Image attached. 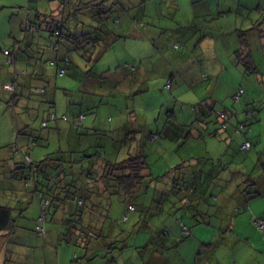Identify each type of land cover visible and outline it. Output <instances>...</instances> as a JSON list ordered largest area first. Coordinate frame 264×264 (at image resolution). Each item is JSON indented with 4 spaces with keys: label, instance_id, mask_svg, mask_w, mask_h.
Returning <instances> with one entry per match:
<instances>
[{
    "label": "rangeland",
    "instance_id": "374dc122",
    "mask_svg": "<svg viewBox=\"0 0 264 264\" xmlns=\"http://www.w3.org/2000/svg\"><path fill=\"white\" fill-rule=\"evenodd\" d=\"M174 1L179 2L180 13L177 6L173 8L172 0H116L115 12L108 24L116 41L90 66L74 50V44L68 38L55 37L40 28L29 34L25 41L30 49L29 56L25 61H20L21 57L18 61L23 65L31 61L26 67L27 77L37 67L36 86L47 87L50 99L46 95H23L16 98V102L10 101L12 93L3 90L7 78L5 70L0 71V206L14 208L17 223L16 232L6 234L9 239H6V245L0 244V264L4 261L7 264H72L75 253L78 255L76 264H106L112 255L109 253L111 247L108 248L111 243L129 244L121 251L119 264H142L141 260L150 261L153 250L161 254L168 252L161 249L163 243L154 246L156 241L161 242L163 230L169 234L166 237L169 243L173 241L172 231L180 227V237L183 234V212L171 217L145 208L129 212L128 204L118 195L106 196L104 201L110 207L103 204L98 215L92 216L86 211L84 220L101 227L108 236L106 240H93L89 252L74 243L69 245L65 240L64 216L58 205L50 207L51 213L47 212L46 222L41 226L44 231L38 232L37 217L43 218L44 213L39 208L37 196L33 197L23 186L24 172H28L22 157L25 152L37 163H45L43 160L49 158L47 162L52 163L51 166L81 160L83 168L74 165V170H67L64 178L75 187L83 186L86 172L82 170H96L105 161L119 162L137 154L146 158L154 178L164 176L160 179L164 182L158 184L159 191L176 176L171 168L182 163L185 164V181L194 168L202 169L203 180L208 182L207 194H220L222 200L232 196L233 192L249 191L244 176L258 180L264 174V0H232L230 6L221 10V21L199 19L194 28L177 23L191 12L184 4L180 7V0ZM11 3L12 0H0V50L3 45L10 47L13 44L11 39L5 40L10 14L19 15L20 7L25 8L28 4L33 10L30 19H33L36 6H40V0L18 5ZM154 7L156 15L153 14ZM141 8H147L145 20L139 17ZM83 19L79 16L78 22H72L70 26L64 23V36L70 32L75 35L87 32L89 28L83 29L84 24L91 28L95 26L92 18ZM256 28L263 30L262 36ZM25 35L22 29V38ZM177 35H190L192 40L189 44L176 41ZM203 36L210 37L209 41L199 44ZM243 39L249 44L258 72L246 71L247 53L241 44ZM0 56L7 58L3 53ZM219 62L225 66L223 70L218 67ZM7 65V59L0 58V70L13 66ZM136 65L137 75L129 70ZM57 67L66 68L67 73L59 76ZM142 68L146 69H143L146 74ZM125 71L130 74L123 84L111 89V78L117 79L113 73ZM240 88L246 94L237 101L234 96ZM37 101L40 102L38 106ZM72 110L82 113L86 120L78 123L75 115L70 113ZM246 110L253 111V115H248ZM222 111L229 117L226 130L220 122ZM52 112L60 120L50 121L44 127L43 121L48 120ZM63 116H67L66 121L61 120ZM238 123L249 126L244 132L250 127L253 130L249 135L253 142L251 150H241L246 137L243 131L234 128ZM154 134L159 136L158 140ZM94 154L99 156L89 157ZM213 163L217 170L208 168ZM76 173L82 176L77 177ZM152 195H148V201ZM139 198L132 200L136 209L141 204ZM166 202L155 204L154 208L159 206L167 213L170 204ZM67 207L76 209L72 203ZM180 207L176 202L174 212ZM226 222L230 223L229 218ZM19 227L27 229L22 231ZM19 231H27L32 236L21 237ZM210 238L205 240L210 241ZM234 238L231 233L224 238L212 236L214 245L221 243L216 245L218 252L203 250L200 262L195 264H215L220 259L221 264H234L239 252L230 249L234 246L230 240ZM236 242L244 250L250 239H237ZM194 243L190 236L185 239L173 255L175 257H170L169 264H180L179 258L183 260L184 257L189 264L193 263L197 257L194 255L197 244ZM65 250L68 255L64 254Z\"/></svg>",
    "mask_w": 264,
    "mask_h": 264
},
{
    "label": "trees",
    "instance_id": "16d2710c",
    "mask_svg": "<svg viewBox=\"0 0 264 264\" xmlns=\"http://www.w3.org/2000/svg\"><path fill=\"white\" fill-rule=\"evenodd\" d=\"M115 1L116 0H86V1L76 0V3H74L73 5L75 10L74 12L72 10L71 15H74L75 18H77L78 17L77 15L82 13L87 18L89 19L92 18V20L95 21V26L93 28H91L90 25L88 26L84 24L83 29L87 28L86 30H88L89 28V30L87 32L86 31L81 32L79 35H75L70 32L68 36H64V26L62 25L64 23L65 25L70 24L71 16L64 17L57 13L44 15V17H40L37 15L36 18L34 16L35 21L32 22L29 17L31 14L29 8H24V13L26 18L23 22L22 28L25 33L33 30H38L40 28L42 30H46L50 32L55 37L68 38L74 44V50H76L80 54V56L85 60L86 64L90 66L92 63L96 62L101 57H103V55L109 50V48L113 46V44L116 41V36L113 35V33L111 32L108 26L109 21L112 18V14L114 13ZM79 23L82 24L81 21H79ZM116 23H118V20ZM256 31L259 33L260 36H262L260 34L263 32L262 29L256 28ZM241 44L246 48L247 60L244 62V66L246 67L247 73L258 72V68L254 63V60L251 55V51L248 48L249 44L247 40L246 39L241 40ZM241 49L239 50L241 51ZM8 51H9L8 59H10L9 63L11 64L14 61L13 59L11 60L12 58L11 51L10 50ZM65 60L68 63L67 57L65 58ZM57 68H58L59 76H62L60 75L61 69L65 70L63 76L67 73L66 68H60V67ZM131 69L133 71L135 70L134 67H132ZM13 85L16 86L15 84ZM167 86H170V83ZM47 90L48 89L42 88L36 91L41 95H46ZM15 91L16 88L15 90H13V92ZM13 94L15 95V93ZM245 94H246L245 90L240 88L234 97L238 101ZM12 97H13L12 101H15V97L14 96ZM245 112L248 115H253V111L246 110ZM220 116H221L220 122L222 125V129L226 130L229 126L228 125L229 117L225 111H222ZM82 118L83 116H81L80 118L78 117L77 119L79 120L78 123H81L80 120H82ZM57 120L60 119L58 118L56 113L52 112L49 114L48 120L43 121V126L47 127L50 121H57ZM61 120L66 121L67 116H63ZM222 120L224 122H222ZM246 127H249L246 123H238L237 126L234 128H237L238 130L244 132V129ZM244 133L246 137L244 143L246 141H249L251 143V148H250L251 150L253 148V143L249 135L253 133V130L250 127ZM214 135L219 136V134L216 133ZM153 136H156L158 140L159 136L157 134ZM33 144L36 145L37 143L35 142ZM22 150L24 151V149H21V151ZM26 150H29V148H26ZM85 156L87 155L85 154ZM98 156L99 155L94 154L89 157H98ZM22 157L24 164L26 166L24 167V169L28 170L26 174L27 176L25 178V188L30 191V194L33 197L37 196V198L39 199L37 202H39L40 205L39 208L41 212L43 210L44 222H46L47 212L49 211V214L51 213L50 212L51 206L54 208V206L58 205L59 209H61V208H67V205L69 203H72L74 206H76V210L74 211L75 213L72 216H70L69 214L68 217L64 218L63 220L64 228H65L64 230L65 240L69 245H72L74 243L75 245L83 247L84 250L87 252L90 251L89 247L91 246L93 240H97V239L106 240L108 238V236L102 231L101 227H97L93 223L86 222L83 216L85 208L88 209L87 205L90 204L91 208H95L97 206L95 201H92V197L96 195L101 196L103 190L107 196L118 195L119 198H122L123 202H126L128 206H131L130 208L128 207L129 212L131 211L132 208H133L132 211H135V208L133 207V205H131L133 204L132 203L133 199L138 197L142 198L143 196L146 195H152V193L154 195L157 193V197L160 196L159 198L161 199L162 197L166 198V200L167 198L168 199L173 198L172 200L173 204L176 205L177 202V204L180 205L182 209L190 208L193 205L192 203L194 202V199L197 197L199 199L201 197L199 193V190L201 189L200 188L198 189V187L194 185V181H196L197 177H200L202 171L200 172L199 169L194 168L193 171L188 175V181H185L187 180V177L183 175V171H184L183 168L185 165V164L183 165V163L182 165L180 164L174 168H171V171L176 176H174L172 178V181H170L171 183L169 188H167L166 185H164L162 186L163 189L159 191V187L158 186H156V188L155 186L152 187L151 182L153 181H158L157 183L164 182L163 180H160L164 176L162 177L160 176L159 178L156 177L154 178L150 173V165L148 164L146 158L140 154H137V156H129L128 158L119 162L105 161L104 165L102 167L96 168V170L81 169L83 172H86L82 180L83 186L81 187H75L73 186V184L72 185L69 184L64 179L66 176V171L67 170L73 171L75 168L74 165L78 164L81 166L80 168H83V165L80 164L81 160L78 161V163L77 161L75 162L71 161L63 165L59 163L54 164L57 165L55 167V166H51L52 163L49 164L47 162L49 161V158H45L43 160L46 161L45 163L43 162L37 163L33 159H31L30 156H29L31 159L30 162H28L24 156ZM76 176L80 177L82 176V174L77 175L76 173ZM148 177H150L151 180L148 181L147 180ZM250 181L254 185L253 181L249 178V182ZM247 192L248 190L244 192L247 196L246 202H248L251 197L257 195V194L253 195L252 193L249 192L247 193ZM106 205L110 207L108 204ZM14 211L15 209L9 206H0V232H6L9 235L13 234L16 225L15 223L16 218H14L13 216ZM94 213L92 212V214ZM124 218L128 219L129 217L128 215H125ZM39 219L40 216L37 217V222ZM37 222H36V226L38 225ZM181 228H182V232H184V230L186 229L188 231V234L183 233L181 237L179 236L176 239L177 244L182 243L185 239H187L190 236V230L186 225H184V223L182 224ZM163 235L166 236V232H164ZM111 244L109 247L107 246L109 249L111 247L109 253H112L113 250L121 252L129 247V244L127 243L122 244L120 246L116 244H112V245ZM77 256L78 255H76L75 253L72 264L74 263L76 264L75 259L77 258ZM101 258H103V256Z\"/></svg>",
    "mask_w": 264,
    "mask_h": 264
},
{
    "label": "crops",
    "instance_id": "0c3cea01",
    "mask_svg": "<svg viewBox=\"0 0 264 264\" xmlns=\"http://www.w3.org/2000/svg\"><path fill=\"white\" fill-rule=\"evenodd\" d=\"M38 1V0H37ZM163 1V0H160ZM232 0H180V7H183V4L185 6V9L187 11L191 12L190 16L187 17H183L180 18L178 20V22L176 21V18L174 16V20L177 23H180V25L184 26L185 28H194L197 25V22H199L201 20L205 21V20H212V21H221V10L224 8L226 9L228 6H230V2ZM30 0H12L13 5H18V4H23V3H29ZM70 2V4H69ZM38 3V2H37ZM47 3H50L47 6ZM74 3H76V0H40V6L37 5L35 8V18L38 16L40 17H44V15H49L51 13H57L60 14L61 16H71L70 18V24L71 25L72 22H77V20H79V16L85 17V21H88L89 18H87L85 15L78 14L77 18H75L74 15H71L72 10L74 12L75 8H74ZM172 5L173 8H175L176 6L178 7L179 2H176L174 0H172ZM29 5L27 4L25 8H28ZM31 14L33 13L32 8H30ZM178 10L180 13L182 11L181 8L178 7ZM177 10V11H178ZM115 12V10H114ZM154 15H156V8L154 7V11H153ZM158 12V11H157ZM162 12V8L160 7V13ZM30 14V15H31ZM138 14L140 19L145 20L148 16V12H147V8H141V11L138 10ZM131 15V14H130ZM30 17V16H29ZM74 17V18H73ZM123 17V14L122 16ZM25 13H24V8L20 7V14L19 15H14V14H10V18L7 21V25H8V35L5 38L6 39H11V41L13 42V44L8 47L5 45H3V49L0 50V55L6 51V50H10L11 51V55L12 58L11 60H15L14 62H12L11 64L8 62V57H1L0 58H4L7 59L8 65H13L12 67H7L6 69H1L0 71L3 72L6 75V82H4V86H3V90L12 93V96L15 97V102L17 101L16 98L18 99V97H22L23 95H32V96H44L41 95L40 93H37L36 90L38 89H42L45 88L47 89V87H37L36 84L38 82V75L36 74L35 70L36 68H33L34 72L32 73V75L28 76V69L26 68L28 66V63L31 62L29 60V62L26 65H23L21 62H19V58L20 61H25L27 60L29 54V48L28 46H26V38L29 34H34L35 31L37 30H33L30 31L32 33L27 32L26 35L22 38L21 36V32H22V25L25 19ZM230 18V16H229ZM83 19V20H84ZM82 20V21H83ZM133 20H136L135 17H133ZM32 22H34V18L31 19ZM177 25V24H176ZM120 26V25H119ZM180 26V27H181ZM142 33V32H141ZM80 34V33H79ZM77 34V35H79ZM144 34V32H143ZM208 38L210 37H206L203 36L202 40H199L200 42H198L199 44H204V42L209 41ZM176 41L179 40H183L184 43L189 44L192 40V37L190 35H188V37H183L182 35H177L175 38ZM31 41V40H30ZM177 43V42H175ZM178 46V45H175ZM184 47V45H183ZM4 54V53H3ZM60 57V55H59ZM67 57V56H66ZM64 57V58H66ZM68 58V57H67ZM144 60V59H143ZM130 66H128L129 68ZM218 67H220L222 70L225 67L221 62H219ZM135 70L133 71L131 68H129V70L131 72H133V74L137 75V70L138 67L136 65V67H134ZM42 69H45V67H42ZM146 71L145 68H142ZM145 71H143L145 73ZM213 71V70H212ZM21 72V73H19ZM214 73V72H213ZM130 73L122 72V73H113L114 76H117V79H115L116 77H112L111 82V89L116 87L117 85L123 84L124 78L126 76H129ZM146 74V73H145ZM26 76V77H23ZM23 77L24 80H22V82H20V78ZM136 77V76H135ZM114 80V82H113ZM36 82V83H34ZM13 85L15 84V95L13 94V91L6 89V85ZM50 95L51 93L48 92L47 90V94L46 96L49 97L50 99ZM113 95V94H112ZM111 96V94H110ZM115 96V94H114ZM13 98V97H12ZM43 98V97H42ZM44 99V98H43ZM31 100V99H30ZM54 100H55V95H54ZM10 101H12V99H10ZM40 102H36L37 106L39 105ZM71 114L75 115V118L78 119V117L80 118L82 116L81 114H78L76 111L72 110L70 111ZM86 119L85 117L82 118V122H84ZM79 121V120H77ZM15 131V130H14ZM156 135V134H154ZM218 137V136H217ZM235 138V137H234ZM256 142V141H254ZM253 143V142H252ZM31 157V155H30ZM33 159V158H31ZM126 159V158H125ZM96 160H99V158H97ZM56 167V166H55ZM102 167V166H101ZM214 167L213 170H217L216 165L213 163L210 167L208 168H212ZM223 169H226V166H223ZM199 171H203L202 169H199ZM25 175L23 177V186L25 187V178H26V174L27 172H24ZM245 177V182L246 185L245 187L247 189H249V193H252L253 195H256L254 197H251L250 200L248 202H246V194H241L237 193V192H233L232 196H229L225 199H221L220 198V194L218 196H209L207 193V188H208V182L203 180V176L202 174L199 177V180L194 181V185L196 187H198V189L200 188L201 190H199V193L201 195V197L198 199L195 198L194 202L192 203L193 205L188 208V209H182V207H180L179 211L174 212V210L176 209V205L173 204V198L167 199L166 202V198H159V196L157 197V193L154 195H152L151 200L148 201V195L143 196L141 199V204L139 205V207H136L133 205V207L135 208V211H137L138 209L141 210L143 208L145 209H153V210H157L159 212H164V215H167V217H171L172 215H179L180 212L182 213V220L184 221V223L187 225V227L190 230V237L193 238L194 240V244H197L195 246L194 249V255H197V257L194 258L193 263L191 264H195L197 262H200L201 260V254L202 251H209L210 252H218L216 245H220L213 244V240H212V236H217V237H223L226 236L227 234L231 233L233 236H235L234 239L230 240L231 243H234V246L231 245V250L232 248H234L235 250H238L239 252H237L236 258L233 260L234 264H264V231L258 229L255 221L258 219H261L264 221V174L262 176H260V178L258 180H254L250 175L244 176ZM249 178L253 181L254 185L251 183V181L249 182ZM244 182V183H245ZM170 181H168L165 185H168L167 188H169L170 186ZM159 183H157L156 185H151L152 187L158 186ZM252 184V186H251ZM102 186V185H101ZM158 188V187H157ZM102 190V189H101ZM168 190V189H167ZM167 192V191H166ZM247 192V193H248ZM255 193V194H254ZM97 196V195H96ZM94 196L92 197V201H95V203L97 204V206L95 208H85L84 210V219H85V213L88 210L89 214H91L92 216H94L95 214L98 215L99 214V209L102 208L103 209V204L106 205L105 203V198H107L106 194L104 193V190L101 193V196ZM139 199V200H140ZM222 200V202H221ZM166 202L165 204H170V209L167 213H165L166 211L163 209L161 210L158 207L154 208L155 204H162ZM150 203V205H148ZM214 205H212V204ZM39 204V202H38ZM146 204V207H145ZM11 206L13 204H10ZM131 206H129L130 208ZM64 209V210H63ZM76 210V209H75ZM75 210L71 209L70 207L67 208H61L60 211L62 212L64 218L68 217V215L70 214V216H72L75 212ZM129 211V210H128ZM134 211V212H135ZM92 212L94 214H92ZM132 212V211H130ZM125 216V215H124ZM229 218V224L228 222L225 223V221H227ZM188 221L187 223L185 222ZM139 223V222H138ZM184 224V225H185ZM17 226V223H16ZM21 226H23V224H21ZM138 226V224H137ZM19 229H21L22 231L24 229L27 228H21L19 227ZM174 230V229H173ZM19 231V235L21 237H25L28 238L30 237L31 234H29V232H22ZM179 231V232H178ZM14 232L15 229H14ZM13 232V233H14ZM165 230H163L161 232V236L162 239L161 242L157 241L154 243V246H158L160 245V243H163L161 245V249L165 252H167L166 254H161L158 251H154L151 254V259L150 261H148V264H169V259L170 257H172L173 255H176L177 251L180 248V244H177L176 239L180 236V227L178 228L177 231H172V240L170 241V243L168 242V239H166L167 236H169V234L166 233V236H164ZM8 233L6 232H0V237L5 236L6 238H1L0 240V244H5L7 243V241L9 240L7 238ZM160 234V232H159ZM240 235V236H239ZM32 236V235H31ZM171 236V235H170ZM210 236V241L205 240L206 237ZM244 237V238H241ZM8 239V240H6ZM220 239V238H219ZM218 239V240H219ZM237 239H250V244H246L247 248L244 250H241L239 248V245H237V242L235 243V241ZM198 241H202L200 242V244L198 245ZM226 242V241H224ZM223 242V243H224ZM173 243V244H172ZM222 243V246L224 245ZM6 245V244H5ZM172 246H174V248H172ZM175 252V253H174ZM64 254L68 255V250H65ZM111 255V258L106 261V264H119L120 257L122 256V252L119 251H114ZM175 257V256H173ZM139 256H137V260L139 261ZM186 258L184 257L183 260H181L179 258L178 263L180 264H189L186 260ZM142 264H147L146 262L141 260ZM3 264H7V261H4ZM215 264H221V259L219 261H217V263L215 262Z\"/></svg>",
    "mask_w": 264,
    "mask_h": 264
},
{
    "label": "built area",
    "instance_id": "2783aa9c",
    "mask_svg": "<svg viewBox=\"0 0 264 264\" xmlns=\"http://www.w3.org/2000/svg\"><path fill=\"white\" fill-rule=\"evenodd\" d=\"M3 53H4L5 56H7V57L9 58V51H8V50L4 51ZM8 62H10V60H8ZM64 72H65V70H64V69H61V71H60V75H63ZM5 87H6V89L11 90V91L15 90V86H14V85H9V84H7ZM242 93H243V92H242ZM250 148H251V143H250L249 141H246V142L242 145V147H241V149H242L243 151L250 150ZM24 157L26 158V160H27L28 162L31 161L29 155H28L26 152L24 153ZM132 210H133V208H132ZM42 219H43V218H40V219L38 220V221H39V223H38V225H37L38 232H39V231H44V229L41 228L42 223L44 222V219H43V220H42ZM255 223H256L258 229L264 231V221H263V220H258V221H256ZM183 233H184V234H188V231L185 229Z\"/></svg>",
    "mask_w": 264,
    "mask_h": 264
}]
</instances>
